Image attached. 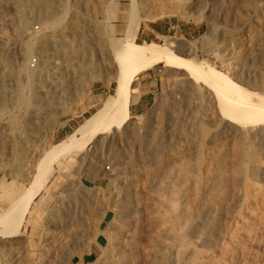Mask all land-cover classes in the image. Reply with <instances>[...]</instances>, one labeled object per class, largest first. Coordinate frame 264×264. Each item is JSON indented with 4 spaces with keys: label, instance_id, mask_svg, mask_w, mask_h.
I'll return each instance as SVG.
<instances>
[{
    "label": "rangeland",
    "instance_id": "rangeland-1",
    "mask_svg": "<svg viewBox=\"0 0 264 264\" xmlns=\"http://www.w3.org/2000/svg\"><path fill=\"white\" fill-rule=\"evenodd\" d=\"M130 20L137 43L174 42L264 96V0H0V215L43 153L112 100L110 52ZM175 70L139 73L130 95L152 90L144 112L55 154L20 234L0 238V264H264V125L225 121Z\"/></svg>",
    "mask_w": 264,
    "mask_h": 264
},
{
    "label": "bare ground",
    "instance_id": "bare-ground-1",
    "mask_svg": "<svg viewBox=\"0 0 264 264\" xmlns=\"http://www.w3.org/2000/svg\"><path fill=\"white\" fill-rule=\"evenodd\" d=\"M131 12L133 13V8ZM132 22L133 20L129 21L125 37L116 43L114 42L112 50L110 49V54L113 56V61H111L114 62L117 75V88L112 100L103 101L102 106L92 113L85 121L80 136L71 133L67 140L58 147L50 148L43 153L35 166L30 185L20 197L1 211V239L15 238L20 234L30 204L42 189H46L45 186L53 170L52 163L56 159L55 154L57 152L66 149L72 153L82 152L94 137L103 134L109 128L127 124L130 120V85L133 79L139 73L160 62L171 69H176V73L186 77L184 79L203 85L213 97L216 111L225 121L239 125H264V96L247 91L231 77L211 65L204 64L192 57L181 56V51L176 49L174 42L157 44L143 41L137 43L130 38ZM175 239L181 249L189 244L188 239L183 234L175 235ZM124 247L128 258H137L138 251L134 246L124 244ZM120 255L122 256L121 252ZM122 258L120 261H123Z\"/></svg>",
    "mask_w": 264,
    "mask_h": 264
},
{
    "label": "crops",
    "instance_id": "crops-1",
    "mask_svg": "<svg viewBox=\"0 0 264 264\" xmlns=\"http://www.w3.org/2000/svg\"><path fill=\"white\" fill-rule=\"evenodd\" d=\"M135 30V26L132 23V26L130 28V32L133 33ZM148 33L154 34V35H161V31L157 26H154L148 30ZM149 78V81H152L150 78V75H147ZM153 99V92L149 88L146 91H143L138 97L133 95L131 93V101H130V115L133 114H140L144 112L150 105ZM106 215L103 217V222H105ZM105 241L104 236L99 233L97 234L94 242L88 247L87 251L83 254L82 260L83 261H89L95 258L98 254L99 251L101 250V247L103 246Z\"/></svg>",
    "mask_w": 264,
    "mask_h": 264
}]
</instances>
